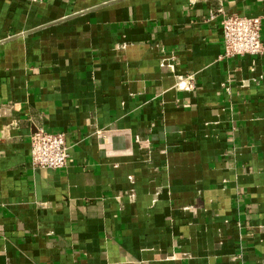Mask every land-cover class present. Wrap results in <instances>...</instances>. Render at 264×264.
Returning <instances> with one entry per match:
<instances>
[{"label": "crops", "instance_id": "crops-1", "mask_svg": "<svg viewBox=\"0 0 264 264\" xmlns=\"http://www.w3.org/2000/svg\"><path fill=\"white\" fill-rule=\"evenodd\" d=\"M218 9L264 45V0H0V264H264V52Z\"/></svg>", "mask_w": 264, "mask_h": 264}, {"label": "built area", "instance_id": "built-area-1", "mask_svg": "<svg viewBox=\"0 0 264 264\" xmlns=\"http://www.w3.org/2000/svg\"><path fill=\"white\" fill-rule=\"evenodd\" d=\"M223 13L221 9L216 10ZM214 15L210 11V17ZM223 49L225 57L261 56L264 45L261 41V19L259 17L225 14L221 19ZM187 88H193L189 78ZM30 165L32 168L59 169L66 166L69 150L65 134L34 128L30 134Z\"/></svg>", "mask_w": 264, "mask_h": 264}]
</instances>
